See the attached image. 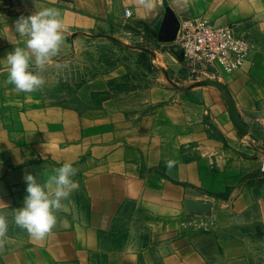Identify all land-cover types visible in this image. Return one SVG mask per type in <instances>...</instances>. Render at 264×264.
Instances as JSON below:
<instances>
[{
	"label": "crops",
	"instance_id": "1",
	"mask_svg": "<svg viewBox=\"0 0 264 264\" xmlns=\"http://www.w3.org/2000/svg\"><path fill=\"white\" fill-rule=\"evenodd\" d=\"M47 7L61 12L64 42L45 85L18 92L3 67L24 45L14 23ZM190 17L251 44L239 69L216 67L243 135L218 88L176 89L104 41L144 43L170 74L181 67L161 38ZM67 161L78 187L37 240L13 219L24 176L46 181ZM263 163L264 0H0V264H264ZM186 199L210 202L209 230L187 224Z\"/></svg>",
	"mask_w": 264,
	"mask_h": 264
},
{
	"label": "clouds",
	"instance_id": "2",
	"mask_svg": "<svg viewBox=\"0 0 264 264\" xmlns=\"http://www.w3.org/2000/svg\"><path fill=\"white\" fill-rule=\"evenodd\" d=\"M14 32L25 40L22 47L14 46L3 58L7 82L18 92L32 93L45 85L43 73L59 55L64 42L66 28L61 12L47 7L21 15L14 23ZM167 166L173 167L174 162L169 161ZM77 171L74 162L67 161L43 182L37 175L26 174V195L22 206L15 210L14 223L31 237L44 239L55 228L56 213L63 201L78 187L73 179ZM7 233L8 219L0 215V239Z\"/></svg>",
	"mask_w": 264,
	"mask_h": 264
},
{
	"label": "built area",
	"instance_id": "3",
	"mask_svg": "<svg viewBox=\"0 0 264 264\" xmlns=\"http://www.w3.org/2000/svg\"><path fill=\"white\" fill-rule=\"evenodd\" d=\"M160 46L179 57L182 64L193 71L203 66L204 70H212L215 74L216 67L226 72L242 67L251 50L248 39L238 35L234 26L215 25L203 17L180 19L175 38L160 42ZM195 224L202 230H209L212 220L210 216L199 214Z\"/></svg>",
	"mask_w": 264,
	"mask_h": 264
},
{
	"label": "rangeland",
	"instance_id": "4",
	"mask_svg": "<svg viewBox=\"0 0 264 264\" xmlns=\"http://www.w3.org/2000/svg\"><path fill=\"white\" fill-rule=\"evenodd\" d=\"M168 26H169V30H174L175 28V25L171 23ZM104 41L106 45L117 46L123 56H126L127 52H135L136 54L139 55L138 61H137L138 65L140 64L145 65L147 68H149L152 71L153 74L162 77L165 82L170 84L168 80L166 79V76L163 71V69L167 70L165 68V64L162 61H158L156 57L152 55L151 53H147L146 51L142 50L141 47H145L144 43H135L132 45H128V44H124L121 40L112 39L108 37H106ZM175 59L179 61L181 69L173 70L170 68L169 69L170 74L169 72L168 74L170 75V77H174L175 79H177V81L183 82L184 85H190V84H193L194 82L205 80V79L219 80L217 75L214 72H212V70L208 69V71H206L204 70L205 68L203 66H200L199 68H196L193 71V68H189L186 65L182 64V61L177 56H175ZM186 214H187V217H186L187 224L191 225L192 227H196L195 217H197L199 213L189 212L186 208ZM211 214L207 216H210Z\"/></svg>",
	"mask_w": 264,
	"mask_h": 264
},
{
	"label": "water",
	"instance_id": "5",
	"mask_svg": "<svg viewBox=\"0 0 264 264\" xmlns=\"http://www.w3.org/2000/svg\"><path fill=\"white\" fill-rule=\"evenodd\" d=\"M170 23L173 24L172 22H170ZM178 24H179V21L175 22L174 30H169L165 34V36H163L161 38V42L171 41L175 38V36L177 34V30H178ZM141 49L148 52V53L153 54V51L148 49V48L141 47ZM164 74H165L168 82L174 88L182 90V91H187V90H190L193 87H197V86H213V87L218 88L220 90L221 94L223 95L227 105H228V109H229L231 118H232V120H233V122H234V124L238 130V133L240 135H243L246 132V125L240 117L238 107L236 104V100H235L234 96L232 95L228 86L225 85L223 82H221L220 80L205 79V80L194 82L193 84H190L188 86H182V85L178 84L177 82H175L170 77V75L168 74V72L166 70H164ZM185 203H186V208L189 212H196V213L205 214V215L211 214L210 202H206L204 200L186 199Z\"/></svg>",
	"mask_w": 264,
	"mask_h": 264
}]
</instances>
